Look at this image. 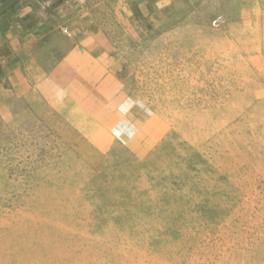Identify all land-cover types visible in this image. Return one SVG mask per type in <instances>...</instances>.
Listing matches in <instances>:
<instances>
[{"label": "rangeland", "instance_id": "rangeland-1", "mask_svg": "<svg viewBox=\"0 0 264 264\" xmlns=\"http://www.w3.org/2000/svg\"><path fill=\"white\" fill-rule=\"evenodd\" d=\"M211 11L136 43L97 168L41 125L0 141V264H264V76Z\"/></svg>", "mask_w": 264, "mask_h": 264}, {"label": "crops", "instance_id": "crops-1", "mask_svg": "<svg viewBox=\"0 0 264 264\" xmlns=\"http://www.w3.org/2000/svg\"><path fill=\"white\" fill-rule=\"evenodd\" d=\"M205 1L226 37L224 58L263 77L264 0ZM188 2L13 0L0 11V141L41 125L97 168L112 146L103 133L121 122V107H134V46L177 23ZM6 166L0 191L10 186Z\"/></svg>", "mask_w": 264, "mask_h": 264}, {"label": "water", "instance_id": "water-1", "mask_svg": "<svg viewBox=\"0 0 264 264\" xmlns=\"http://www.w3.org/2000/svg\"><path fill=\"white\" fill-rule=\"evenodd\" d=\"M9 0H0V8L3 7Z\"/></svg>", "mask_w": 264, "mask_h": 264}, {"label": "trees", "instance_id": "trees-1", "mask_svg": "<svg viewBox=\"0 0 264 264\" xmlns=\"http://www.w3.org/2000/svg\"><path fill=\"white\" fill-rule=\"evenodd\" d=\"M13 0H9L3 7L0 8V11L6 8Z\"/></svg>", "mask_w": 264, "mask_h": 264}]
</instances>
